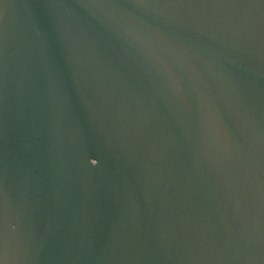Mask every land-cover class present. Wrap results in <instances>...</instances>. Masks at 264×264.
Wrapping results in <instances>:
<instances>
[{"label":"water","instance_id":"obj_1","mask_svg":"<svg viewBox=\"0 0 264 264\" xmlns=\"http://www.w3.org/2000/svg\"><path fill=\"white\" fill-rule=\"evenodd\" d=\"M0 264H264V0H0Z\"/></svg>","mask_w":264,"mask_h":264}]
</instances>
